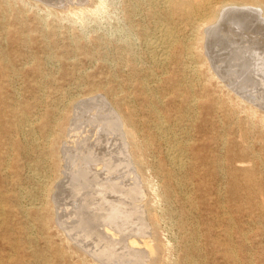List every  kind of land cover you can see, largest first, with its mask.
<instances>
[{"label":"rangeland","instance_id":"rangeland-1","mask_svg":"<svg viewBox=\"0 0 264 264\" xmlns=\"http://www.w3.org/2000/svg\"><path fill=\"white\" fill-rule=\"evenodd\" d=\"M83 1L0 0V264H101L90 251L98 241L94 227L102 228L90 220V230L82 221L92 209H79L80 195L62 158L53 160L49 134L61 132L56 145L62 156L72 123L83 120L73 124L79 123L77 136L93 135L90 116L105 109L104 117L112 110L128 125V178L136 175L142 184L156 249L146 264H264V86L252 90L248 80L257 62L236 59L241 51L249 49L248 58L264 51V43L251 45L247 35L229 41L227 32L238 27L228 20L221 28L226 36L212 38L205 34L209 25L190 26L161 1H153L155 18L151 0ZM250 13L244 26L264 37V16ZM168 26L178 41L168 62L158 64L151 43ZM127 130L137 134L140 150ZM173 146L184 151L172 152Z\"/></svg>","mask_w":264,"mask_h":264},{"label":"bare ground","instance_id":"bare-ground-1","mask_svg":"<svg viewBox=\"0 0 264 264\" xmlns=\"http://www.w3.org/2000/svg\"><path fill=\"white\" fill-rule=\"evenodd\" d=\"M153 1H155V0H151L152 6H154V7H152V9H151L150 15H151V17L155 18V17H157L159 15V10L157 9L155 2H153ZM156 1H161V2L166 3L167 4L166 6L168 7L167 10H168L169 15H173V14L177 13L183 19H185L188 22V25H190V26H197V25H203V24L209 25V27L205 31V34L207 33L208 36L211 35V37H212V33L216 34V32H218L217 34H220L222 32V34L225 35L226 32L225 33H223V32L226 29L224 28L225 30L223 31V30H221V28L223 27L222 25H223L224 21L228 20V21H232V23L237 25V27H238V28H235V29L234 28H231V29L229 28L230 31L227 32V34H226L227 36L225 35L226 38L229 39V41H234V40H236L235 38H237V37H241L242 40H244L243 38L245 37V35H247L248 36L247 39H248V41H249V43L251 45L253 43L258 45V42L264 43V37L261 34L262 31L259 30L261 33H259L258 30H257L258 32L257 31H251L252 29L250 28V26H249V28L251 30H247L248 26L247 27L244 26L246 23H248L247 21H248L249 17H251V18L254 17V16H252L253 14L251 15L250 11L255 12V13L257 12L256 14L259 13V15L264 16V0H156ZM82 2H84V1L82 0ZM105 2H106L105 0H99L98 1V5L99 6H104ZM81 4H83V3H81ZM136 6H137V4H133V7H136ZM240 8H242V9H240ZM243 8L248 9V11H245V9L243 10ZM238 10L239 11L241 10V11L236 13L235 11H238ZM243 17H247V18L244 19ZM251 18H249V19H251ZM152 22H153V20H152ZM251 25H253V24H251ZM226 27H227V25H226ZM260 27H261V25H260ZM124 33H126V32H124ZM217 36H219V35H217ZM247 39L244 41V43L247 42ZM220 40H221V38H220ZM239 40H241V39H239ZM177 41L178 40H177V37H176V33L174 32V28L173 27H169V26L167 28L163 27L162 30H161L160 38H158L157 41H154V42L151 43V45L153 47V51H154L153 52L154 61L156 63H158V64H164V63L168 62L169 57H170V51L172 49H174L175 45L177 44ZM216 41H218V40H216ZM218 44H219V42H218ZM242 44H243V41H242ZM183 45L186 47L185 44H183ZM226 45H228V44H226ZM235 45H236V43H235ZM239 45H241V44L239 43ZM251 45H249V48H250ZM135 46H136V44H135ZM228 46H230V43H229ZM242 48H246V47L243 46ZM257 48H259V47H257ZM261 48H263V47H261ZM223 49H225V48H223ZM253 49H255V48H253ZM143 50H145V49H143ZM248 51H249V49L247 51L246 50L245 51H241L239 53V56L237 54L238 58H236V59H240V60L244 61V63H246V62L247 63L254 62L253 64H255V62H257L255 64V68H254L252 74L249 73V75H251L250 78L248 77V80L252 81L251 84H254V88L255 89L252 87L253 85H250L253 88V89L252 88L251 89L256 91L257 86L255 87V85L260 84V85L264 86V51L260 50L257 54H255L254 56L249 57V58L246 57V54L249 53ZM213 52H215V51H213ZM250 53H252V52L250 51ZM214 54H216V53H214ZM207 56H209V55H207ZM215 56H217V55H215ZM221 57L223 58L222 55H221ZM221 57H220V59H221ZM247 58H248V61H247ZM211 59H212V57H211ZM215 60L216 59L214 58V61ZM234 60L235 59H233V62H234ZM190 61H192V60H190ZM212 61H211V64H212ZM224 61H225V59H224ZM230 61H232V60H230ZM238 63H240V62H237V65H238ZM219 64H221V60H220ZM217 66L218 65L215 66V69H216ZM233 66H234V64H233ZM243 66L245 67V65H243ZM228 67H229V63H228ZM237 68H239V67H237ZM240 70H243V69H240ZM221 71H223V70H221ZM245 73L243 75H245ZM217 74H218V72H217ZM222 75H224V74H222ZM249 75H247V76H249ZM236 78H237V75H236ZM222 81H223V79H222ZM228 81H229V79L227 81H223V82L227 83ZM230 81H231V79H230ZM242 81H243V79H242ZM249 81H247V82H249ZM244 83L245 82H243V84ZM227 84H229V83H227ZM248 86H247V88H248ZM242 89H240V90H242ZM251 89H250V91L248 89V94H250L249 92H251ZM238 90L234 88L233 91H235L238 95H242L241 94L242 91L239 92ZM245 91H247V90H245ZM258 91H260V90H258ZM254 93H256V92H254ZM262 94H260V95H262ZM258 96H256V98ZM194 97H195V95H194ZM245 97L247 99V97H249V96L246 95ZM102 98H105V97H102ZM87 99L89 100V98H87ZM87 99L85 100L83 98V100H85V101H88ZM94 99H96V98H94ZM248 99H247V101H250L252 103H254L255 101H259V100H255L253 97H251V98L249 97ZM257 99H259V98H257ZM102 100L103 99H101L100 101H102ZM90 101L91 100H89V102ZM103 101H105V99ZM95 102H97V101H95ZM183 102H185L184 106H185L186 111L189 110L190 99L189 98L188 99H184ZM261 102H262V100H261ZM261 102H258V103H261ZM91 104L92 103H90V105ZM75 105L77 106L78 104H75ZM88 105H87V107H88ZM94 105H97V104H94ZM107 105H106V107H107ZM85 106H86V104H85ZM101 106H103V104ZM262 107H264V106H262ZM79 109H81L80 106H79ZM85 109H86V107H85ZM100 110H101V107H100ZM78 111L80 112V110H78ZM104 111H98V112L95 111L96 114L94 112V114L92 116L89 115L90 116L89 123L91 124V127L92 126H95V127L97 126V129H96V131L93 132L94 133L93 135H88L90 132L93 131V130L92 131L91 130L87 131V129H90V127H88L86 129L87 132H86L85 135H83V132H81V131H80V136L79 135L77 136L76 134H74L73 131H76L77 127L79 125V123H78V125L76 124L77 127H74L75 122H77V121L80 122L81 120H77V121L73 122L72 126H71L72 128L70 127L71 129L69 127H67V129L69 128L70 130H68L69 131V132H67L68 135H67L66 139L64 140L63 145L60 147V151H61V155L62 156H60L59 149L57 148V145H56L57 140L61 139V132L57 131V132H54L52 134L50 133L49 136L50 137H54V145H53L52 150H51V155H52V158H53L54 161H56L57 159L59 161V157L62 158V162H64V164L62 165L63 168H64V171H63L64 174L67 175V178H69V176H72L71 177V179H72V182H71L72 188L71 189L76 191V195H80L79 196L80 199H78L79 209L90 208L89 212L92 209V212H91L92 215L87 213L89 216L87 215L88 217L82 219V221L85 223L87 220L89 222H90V220L94 221V222L96 220L97 227H101L102 228L101 230H98V229H96L94 227V230H96V235L98 236V239H96V240H98V241H97V244L95 246L96 248H94V246H93V248L95 250H93V251L91 250L90 251V252H92V256L91 257H94L95 260L98 263H101V264H146L147 260L150 259L149 257L156 253V249H155V246L153 245V240L150 238L151 237V235H149L150 233L148 234V232L150 231L149 230L150 227L147 224V221L145 219L146 217H144V212L145 211H143V208H142V205H141V203L144 201L143 200V195H145L143 190H142V187H141L142 184L140 185L139 181L137 180L136 175H135V177L132 176V177H134L133 181L135 179L134 182L132 181L133 183L128 184L131 181H128V183H127L128 179H132L131 176H130L131 178H128L129 177V173H130L128 171L130 168L128 169V167L129 166L131 167L130 164L132 162H130L131 160H129L131 157L129 158V156L127 154V151H128L129 147H128V143H127V140H126V137H125L126 134L124 133L123 127H125L127 129L128 125H127V122L125 120L121 119L118 115H116L115 112H112V110H109V114H111V116H109V115L107 116L108 113L104 112ZM101 112L102 113L103 112L107 113L106 116L104 117L101 114ZM74 115H76V113ZM89 116H87V117H89ZM82 117H84V116H82ZM73 120H74V118H73ZM85 125L87 126L86 123H85ZM85 125H83L84 128H85ZM69 126H70V124H69ZM160 126L162 128H164L162 124ZM114 135H116L115 137H117V143L114 142V144H113L114 139H112L111 137L114 136ZM127 137L130 139V141L132 143V146H134L138 150L141 149L140 145H139V143L137 141V134L135 133L134 130H127ZM189 138H190V136H189ZM20 145H21V143H20ZM165 150H167V149H165ZM171 151L172 152L173 151L174 152H183L184 148H182V150H181V148H179L177 146H173L171 148ZM69 154L71 156L68 158L67 156H69ZM129 155H130V152H129ZM172 162L175 165V167H179V168H181L183 166V163H184L182 160H174V159H173ZM141 163H143V162H140V164H139L140 166L142 165ZM133 166H132V169H134ZM65 171H66V173H65ZM68 171H69V173L67 174ZM70 172H71V175H70ZM66 183L68 184L67 181H66ZM69 183H70V181H69ZM57 187H59V186H57ZM55 189H57V188H55ZM60 189H61V186H60ZM66 190H65V193L67 192ZM58 191H60V190H58ZM25 193H27V192H25ZM28 193H29V191H28ZM61 196H64V195H61ZM65 196H67L66 198L68 199V192L66 193ZM73 196L75 197V195H73ZM55 197H57V196H55ZM59 199H60V196H59ZM71 199L73 200V198H71ZM72 200H71V202H72ZM61 202H63V201H61ZM57 204H59V203H57ZM75 204H77V203H75ZM59 205H60V207H62V204H59ZM55 207H57V205H55ZM73 207H74V205H73ZM57 208H59V207H57ZM63 208H62V210H63ZM71 208H72V205H71ZM59 209H61V208H59ZM76 209H77V207H76ZM76 212H77V210H76ZM83 212L80 211L81 215L84 214ZM57 213H59V212L57 211ZM68 214H71V212H68ZM72 214H74V213H72ZM60 215H61V212H60ZM69 216H71V215H69ZM79 216H80V214H79ZM58 217H59V219L61 218L60 216H58ZM77 219H79V218H77ZM57 220L58 219H56V222H57ZM63 220H64V218H63ZM68 220L65 221V222H68ZM74 223H76V222H74ZM66 224H70V223H66ZM78 224H79V221H78ZM90 225H92L91 222L89 223V228H90ZM94 225H95V223H94ZM65 226H67V225H65ZM73 229H75V228H73ZM83 230H85V229H83ZM90 230H91V228H90ZM69 231H70V229H69ZM89 231L86 232V236H88V237H89V235L93 234V232H91V231L89 232ZM82 232H80V233H82ZM76 233H78V232H76ZM80 236H81V234H80ZM69 239H70V237H69ZM78 239L79 238H77L76 240H78ZM72 240H73V238H72ZM80 241H79V243H80ZM82 241H83V239H82ZM83 242H81V243H83ZM89 242H93L92 238H91V241H89ZM81 243H80V245H81ZM86 243H87V241H86ZM74 244H75V242H74ZM87 244H86V246H89ZM79 248H81V247H79ZM83 251L85 252V249Z\"/></svg>","mask_w":264,"mask_h":264}]
</instances>
